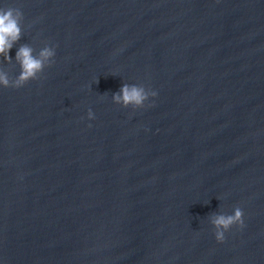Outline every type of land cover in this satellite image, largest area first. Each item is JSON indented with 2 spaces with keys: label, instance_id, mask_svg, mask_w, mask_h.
I'll return each instance as SVG.
<instances>
[{
  "label": "water",
  "instance_id": "1",
  "mask_svg": "<svg viewBox=\"0 0 264 264\" xmlns=\"http://www.w3.org/2000/svg\"><path fill=\"white\" fill-rule=\"evenodd\" d=\"M7 7L24 20L0 71L22 45L56 55L0 86V264H264V0ZM123 84L158 95L125 108ZM236 207L218 242L210 217Z\"/></svg>",
  "mask_w": 264,
  "mask_h": 264
},
{
  "label": "clouds",
  "instance_id": "2",
  "mask_svg": "<svg viewBox=\"0 0 264 264\" xmlns=\"http://www.w3.org/2000/svg\"><path fill=\"white\" fill-rule=\"evenodd\" d=\"M24 14L21 9L14 7L0 8V56H3L9 63L12 60L10 55L13 46L18 43L22 36V22ZM56 51L54 47L46 46L35 54V50L29 45H22L17 53L16 60L20 64L19 75L10 80L6 73L0 71V86L21 88L32 80L40 79L45 68L50 67L55 61ZM155 91L146 89L143 85L123 84L120 91L112 97L116 104H121L125 108H144L150 97H156ZM152 106V105H148ZM88 119H95V114L88 110ZM92 125L89 124V127ZM210 222L214 226L215 236L218 242H224L225 233L234 226L241 229L245 227L244 211L236 207L234 214H213Z\"/></svg>",
  "mask_w": 264,
  "mask_h": 264
}]
</instances>
